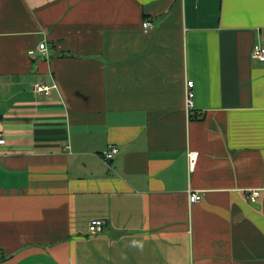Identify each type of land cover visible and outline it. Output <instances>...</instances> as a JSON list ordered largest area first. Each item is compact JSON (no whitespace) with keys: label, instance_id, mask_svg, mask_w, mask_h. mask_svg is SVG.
<instances>
[{"label":"crops","instance_id":"crops-1","mask_svg":"<svg viewBox=\"0 0 264 264\" xmlns=\"http://www.w3.org/2000/svg\"><path fill=\"white\" fill-rule=\"evenodd\" d=\"M258 45L264 0H0V264H264Z\"/></svg>","mask_w":264,"mask_h":264},{"label":"built area","instance_id":"built-area-1","mask_svg":"<svg viewBox=\"0 0 264 264\" xmlns=\"http://www.w3.org/2000/svg\"><path fill=\"white\" fill-rule=\"evenodd\" d=\"M151 28H152V24L150 22L147 21L144 23L145 31L149 30ZM38 50L42 55L48 56L49 48H48L47 43H41L39 45ZM31 54L33 55L34 52H31ZM252 58H253V60L264 62V47L260 46V45L256 46L254 51H253ZM53 88H57V87L56 86L51 87L46 82H40V83H36L34 85V92L36 94L49 95ZM194 99H195L194 82L188 81L187 85H186V108H187V112L190 114L194 113V111H195ZM4 137H5L4 133L0 130V148L2 146H4L6 143ZM118 153H119V149L116 146H111L108 150L103 152V158L106 161H111L115 158V156ZM197 157H198V153H191L190 154V159H189L190 169H194V166H195L196 161H197ZM204 195L205 194L203 192H196V191L190 190L189 201L191 204H197V203L202 201V199L204 198ZM258 195H259L258 192H255L251 196L252 202H255V200L259 197ZM104 226H105L104 220L95 219L89 225V232L92 234L100 233L103 231ZM2 260H3V255L0 252V262Z\"/></svg>","mask_w":264,"mask_h":264},{"label":"water","instance_id":"water-1","mask_svg":"<svg viewBox=\"0 0 264 264\" xmlns=\"http://www.w3.org/2000/svg\"><path fill=\"white\" fill-rule=\"evenodd\" d=\"M257 208H258V206H257Z\"/></svg>","mask_w":264,"mask_h":264}]
</instances>
